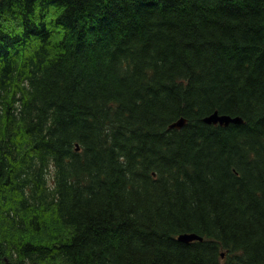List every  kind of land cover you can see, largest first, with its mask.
<instances>
[{
  "label": "trees",
  "instance_id": "trees-1",
  "mask_svg": "<svg viewBox=\"0 0 264 264\" xmlns=\"http://www.w3.org/2000/svg\"><path fill=\"white\" fill-rule=\"evenodd\" d=\"M0 264H264V0H0Z\"/></svg>",
  "mask_w": 264,
  "mask_h": 264
},
{
  "label": "water",
  "instance_id": "water-1",
  "mask_svg": "<svg viewBox=\"0 0 264 264\" xmlns=\"http://www.w3.org/2000/svg\"><path fill=\"white\" fill-rule=\"evenodd\" d=\"M202 121L208 124H220L228 125L229 123H241L242 119L239 116H231L224 113H219L218 111H213L210 114L204 116ZM186 123V119L183 117L178 118L173 121L169 127L170 128H180ZM178 240L183 242H189L192 240H202V236L195 234L194 232H183L178 235Z\"/></svg>",
  "mask_w": 264,
  "mask_h": 264
}]
</instances>
